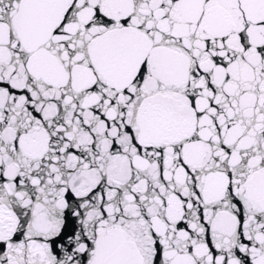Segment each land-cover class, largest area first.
<instances>
[{"label":"snow or ice","instance_id":"1","mask_svg":"<svg viewBox=\"0 0 264 264\" xmlns=\"http://www.w3.org/2000/svg\"><path fill=\"white\" fill-rule=\"evenodd\" d=\"M0 264H264V0H0Z\"/></svg>","mask_w":264,"mask_h":264}]
</instances>
